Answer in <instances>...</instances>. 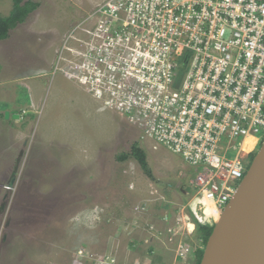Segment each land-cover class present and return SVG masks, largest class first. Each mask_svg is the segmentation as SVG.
I'll use <instances>...</instances> for the list:
<instances>
[{"label":"rangeland","instance_id":"374dc122","mask_svg":"<svg viewBox=\"0 0 264 264\" xmlns=\"http://www.w3.org/2000/svg\"><path fill=\"white\" fill-rule=\"evenodd\" d=\"M31 1L37 8L0 40V113L15 106L20 115L0 114V264H91L90 257L104 255L120 263L171 264L175 251L157 236L165 238L169 226L186 235L179 226L187 220L180 223L175 214L189 198L184 187L195 169L62 70H49L64 37L66 47L79 46L72 26L99 0ZM11 7L12 0H0V15ZM36 83L42 93L32 108ZM254 134L260 142L250 164L264 139L260 129ZM134 142L145 150L153 178L130 155ZM122 154L127 157L119 159ZM194 262L191 248L179 264Z\"/></svg>","mask_w":264,"mask_h":264},{"label":"built area","instance_id":"2783aa9c","mask_svg":"<svg viewBox=\"0 0 264 264\" xmlns=\"http://www.w3.org/2000/svg\"><path fill=\"white\" fill-rule=\"evenodd\" d=\"M71 30L80 44L66 47L64 37L56 68L70 63V78L91 98L193 167L175 218L211 223L248 168L255 130L264 135V0H99ZM186 235L167 229L175 261L201 247Z\"/></svg>","mask_w":264,"mask_h":264},{"label":"water","instance_id":"95a60500","mask_svg":"<svg viewBox=\"0 0 264 264\" xmlns=\"http://www.w3.org/2000/svg\"><path fill=\"white\" fill-rule=\"evenodd\" d=\"M10 115L13 119L20 116L16 110L4 111L5 118ZM184 193H191L190 184ZM191 220L195 238L200 236L198 225L212 226L206 242L201 241L199 264H264V139L218 217L211 223L199 222L193 215Z\"/></svg>","mask_w":264,"mask_h":264},{"label":"trees","instance_id":"16d2710c","mask_svg":"<svg viewBox=\"0 0 264 264\" xmlns=\"http://www.w3.org/2000/svg\"><path fill=\"white\" fill-rule=\"evenodd\" d=\"M38 3L31 0H12L11 10L7 15H0V40L8 38L10 31L18 24L22 23L26 17L37 8ZM130 155L138 162L143 173L149 177L153 178L151 168L149 167L146 159L145 150L139 145L138 142H134L131 146ZM127 154H122L119 159H125ZM249 166V164H248ZM200 232V238L203 242H206L209 234L211 233L212 226H197ZM202 257V250L200 248L195 249V262L194 264H199Z\"/></svg>","mask_w":264,"mask_h":264},{"label":"crops","instance_id":"0c3cea01","mask_svg":"<svg viewBox=\"0 0 264 264\" xmlns=\"http://www.w3.org/2000/svg\"><path fill=\"white\" fill-rule=\"evenodd\" d=\"M8 38H9V36H8ZM8 38H6V39H8ZM1 44V43H0ZM60 50V49H59ZM56 51V50H55ZM65 53H66V51L63 53V56L64 57H66V58H68V60L70 61V60H72V56L70 55L69 57H67L66 55H65ZM69 53V52H68ZM58 56H59V54L57 55V58H56V55H55V57H54V59H53V61H52V63L50 64V66H49V70H51V67H54V69H57V70H62V72H63V74H64V76L65 77H67L68 79L70 78V76H69V72H68V69L70 68V63L68 64V63H66V62H61L60 64H59V68H56V66H57V61H58ZM61 58V57H60ZM61 60V59H60ZM52 65H54V66H52ZM53 70V69H52ZM51 72V71H50ZM50 72H48V73H50ZM40 83H36V84H34L32 87H31V90H30V99H31V101H30V103H31V106H32V108H34L35 106H36V103L38 102L37 100H39V98L41 97V93H42V91H40ZM10 111V110H16V111H18L19 112V110L18 109H16L15 108V106H13V107H11V108H8L7 109V111ZM22 110H24V109H22ZM4 111L5 110H3V111H1V113L0 114H4ZM24 111H26L25 113H27V110H24ZM25 113H22L21 112V114H25ZM10 117V116H9ZM27 117H30V115H29V113H28V115H27ZM158 235L159 236H157L158 238H160V242H161V245H165V247L167 248V250H170L171 251V249L170 248H168V246L166 245V243H165V239H166V237H167V235H166V237L165 238H163V236L161 235V234H159L158 233ZM150 239L152 240V237H150ZM154 244V243H153ZM194 250V249H193ZM180 261V260H179ZM171 264H179L180 262H178V261H175V259H171Z\"/></svg>","mask_w":264,"mask_h":264},{"label":"bare ground","instance_id":"6f19581e","mask_svg":"<svg viewBox=\"0 0 264 264\" xmlns=\"http://www.w3.org/2000/svg\"><path fill=\"white\" fill-rule=\"evenodd\" d=\"M253 142H254L253 138H250V137L245 140V144H247V145L251 144L250 148L253 146ZM186 216H187V214H186ZM177 221H180V223H183L184 222L183 216H178ZM183 226H185V233H187L188 229L190 230V232H193V230H194L192 223H184ZM180 228H182L181 224L179 226V230H180Z\"/></svg>","mask_w":264,"mask_h":264},{"label":"flooded vegetation","instance_id":"af4514ba","mask_svg":"<svg viewBox=\"0 0 264 264\" xmlns=\"http://www.w3.org/2000/svg\"><path fill=\"white\" fill-rule=\"evenodd\" d=\"M62 45V44H61ZM61 48V47H60ZM61 55L63 56V53H61ZM255 152V151H254ZM248 155L249 154H246V156H245V160L247 159V157H248ZM246 162H248V160H246ZM248 164H250L249 162H248Z\"/></svg>","mask_w":264,"mask_h":264},{"label":"clouds","instance_id":"9594fccd","mask_svg":"<svg viewBox=\"0 0 264 264\" xmlns=\"http://www.w3.org/2000/svg\"><path fill=\"white\" fill-rule=\"evenodd\" d=\"M22 112H23V110H22ZM19 113V112H18Z\"/></svg>","mask_w":264,"mask_h":264}]
</instances>
